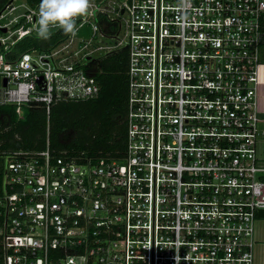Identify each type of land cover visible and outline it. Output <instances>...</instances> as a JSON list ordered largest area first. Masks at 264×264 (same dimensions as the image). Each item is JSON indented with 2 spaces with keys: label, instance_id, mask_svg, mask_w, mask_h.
<instances>
[{
  "label": "built area",
  "instance_id": "obj_1",
  "mask_svg": "<svg viewBox=\"0 0 264 264\" xmlns=\"http://www.w3.org/2000/svg\"><path fill=\"white\" fill-rule=\"evenodd\" d=\"M13 2L0 12V104L21 116L31 101L95 97L87 62L125 49L126 146L81 162L48 146L4 152L0 264H254L264 0H91L75 36L10 59L41 0L2 21Z\"/></svg>",
  "mask_w": 264,
  "mask_h": 264
},
{
  "label": "trees",
  "instance_id": "obj_2",
  "mask_svg": "<svg viewBox=\"0 0 264 264\" xmlns=\"http://www.w3.org/2000/svg\"><path fill=\"white\" fill-rule=\"evenodd\" d=\"M10 0H0V12ZM68 34L59 27L42 39L25 35L10 49V59L19 53L48 51ZM127 53L125 49L90 60L86 70L96 79L99 92L83 100H58L49 110L41 102L21 107V116L12 104H0V183L4 152L40 151L48 146L56 156L75 161L100 157L121 159L126 146Z\"/></svg>",
  "mask_w": 264,
  "mask_h": 264
},
{
  "label": "clouds",
  "instance_id": "obj_3",
  "mask_svg": "<svg viewBox=\"0 0 264 264\" xmlns=\"http://www.w3.org/2000/svg\"><path fill=\"white\" fill-rule=\"evenodd\" d=\"M91 6V0H41L37 21L38 36L48 39L52 27H59L65 34L75 36L77 18L87 15Z\"/></svg>",
  "mask_w": 264,
  "mask_h": 264
},
{
  "label": "crops",
  "instance_id": "obj_4",
  "mask_svg": "<svg viewBox=\"0 0 264 264\" xmlns=\"http://www.w3.org/2000/svg\"><path fill=\"white\" fill-rule=\"evenodd\" d=\"M259 76L261 80L259 85V108L264 110V65L259 68ZM255 239L254 264H260V260L264 257V221L257 220L255 224Z\"/></svg>",
  "mask_w": 264,
  "mask_h": 264
},
{
  "label": "rangeland",
  "instance_id": "obj_5",
  "mask_svg": "<svg viewBox=\"0 0 264 264\" xmlns=\"http://www.w3.org/2000/svg\"><path fill=\"white\" fill-rule=\"evenodd\" d=\"M13 3L15 5L23 4V6H18L17 9L14 12H12L11 14H8L7 17L5 19H3L2 21L6 22L9 19L13 18L14 16H16L18 14H21V13H24L26 11V3H25V0H14ZM17 25H19V24H17ZM17 25H11L10 28L11 29H14L15 27H17ZM37 27H38V24H37ZM57 28L58 27H52V28H50V33L53 32V31H55ZM36 33H37V31H36ZM0 34H2V33L0 32ZM90 35H91V29L87 25H85L77 33V38L78 37H82L83 39H88V37H90ZM93 43L98 44L97 39H95L93 41ZM79 45H81V43H77V40H76V42L73 45V47L74 48H77V47H79ZM261 61H263V63H264V46L262 47V50H261ZM259 152L262 155H264V142H262V141L259 144ZM263 176H264V173H263ZM255 220H256V222H257V220L262 221V222L264 221V219H262V218L261 219L256 218ZM260 264H264V257L260 260Z\"/></svg>",
  "mask_w": 264,
  "mask_h": 264
},
{
  "label": "water",
  "instance_id": "obj_6",
  "mask_svg": "<svg viewBox=\"0 0 264 264\" xmlns=\"http://www.w3.org/2000/svg\"><path fill=\"white\" fill-rule=\"evenodd\" d=\"M6 30H7L6 28H1L2 32H5ZM87 59L89 60L90 58L87 57ZM1 83H2V86H6V79L2 78ZM257 218L264 219V209H259L257 211Z\"/></svg>",
  "mask_w": 264,
  "mask_h": 264
}]
</instances>
